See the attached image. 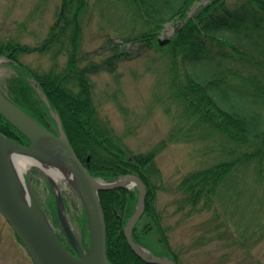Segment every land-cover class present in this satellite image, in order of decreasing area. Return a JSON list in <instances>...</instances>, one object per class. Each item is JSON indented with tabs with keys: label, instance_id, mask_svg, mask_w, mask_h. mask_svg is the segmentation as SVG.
Wrapping results in <instances>:
<instances>
[{
	"label": "trees",
	"instance_id": "obj_1",
	"mask_svg": "<svg viewBox=\"0 0 264 264\" xmlns=\"http://www.w3.org/2000/svg\"><path fill=\"white\" fill-rule=\"evenodd\" d=\"M116 1L132 27L101 64L92 63L89 54L78 50L81 17L89 0H61L42 46L28 49L0 43V55L10 58L17 70V78L10 83V100L40 124L54 125L48 109L36 99L31 87L34 82L58 115L70 146L91 176L113 180L136 174L144 182L145 211L132 233L133 240L143 244L140 225L158 226L160 221V214L152 207L158 189L155 182L160 179L156 151L133 154L116 146L96 120L91 75L102 65L111 71L114 60L127 56V45L163 52L170 59L167 100L177 121L171 139L187 144L210 140L212 150L217 152L210 165L181 180V209L187 207L192 212L198 205L231 202L243 192L238 187L241 184L247 187L249 180L264 189V0H209L191 16L188 15L191 8L203 0ZM170 23L175 31L169 42L160 46V32ZM214 46L231 49L233 54L227 57L231 65L206 75L204 64L217 54ZM33 51L49 55L52 62L49 71L34 72L20 62L19 55ZM62 53L66 54L65 62L59 66ZM165 112H170L168 107ZM0 133L28 145L1 117ZM99 198L106 224L109 263L147 264L130 250L123 233L134 212L137 193L118 189L101 192ZM257 212L262 223L254 226L262 231L264 198L259 201ZM158 231L164 237L165 231L160 226ZM162 241L167 246V240ZM168 256L178 264L177 255L170 249Z\"/></svg>",
	"mask_w": 264,
	"mask_h": 264
},
{
	"label": "rangeland",
	"instance_id": "obj_2",
	"mask_svg": "<svg viewBox=\"0 0 264 264\" xmlns=\"http://www.w3.org/2000/svg\"><path fill=\"white\" fill-rule=\"evenodd\" d=\"M60 2L0 0V43L28 49L42 46L55 22ZM200 5L197 3L191 8L190 16ZM85 12L81 17L78 50L81 54H89L92 63L101 64L116 49V43L125 38L132 25L116 0H89ZM174 29L171 23L166 24L158 40H170ZM126 48L127 56L114 60L111 71L102 65L91 75L94 84L92 101L97 122L117 147L133 154L156 151L155 163L160 179L155 182L158 189L154 193L152 207L160 214V221L158 226L154 223L140 225L139 236L143 244L138 245L161 257L168 256L170 249L177 255L178 264H264V230L257 231L254 226L257 222L262 223L257 212L259 201L264 198L261 185L250 184V180L247 187L241 184L238 188H243V192L238 198L223 205L219 202L209 206L198 205L192 212L187 207L180 208L181 180L210 165L217 152L212 150L210 140L187 144L171 139L170 133L177 122L175 110L167 100L171 61L163 52L146 51L131 45ZM213 51L217 52L215 58L204 64L206 75L231 65L227 57L233 53L229 47L214 46ZM65 56L62 53L59 66L64 65ZM18 59L27 69L38 73L49 71L52 66L49 55L34 51L21 54ZM10 61L7 56L0 55V92L6 97L10 94V83L17 78L16 66ZM31 87L36 99L44 104V95L39 87L35 83H31ZM166 107L169 113L165 112ZM49 124L55 127L53 131L58 132L57 125ZM126 175L132 174L123 176ZM23 178L55 233L74 251L59 221L53 185L34 168L23 173ZM97 178L103 182L112 181ZM63 195L66 217L73 233L77 239L83 237L87 243L83 205L75 195L67 191ZM225 205L228 206L226 209ZM255 217L258 219L254 220ZM159 226L165 231L164 237L159 234ZM161 239L167 240V246ZM0 264H32L1 216Z\"/></svg>",
	"mask_w": 264,
	"mask_h": 264
},
{
	"label": "water",
	"instance_id": "obj_3",
	"mask_svg": "<svg viewBox=\"0 0 264 264\" xmlns=\"http://www.w3.org/2000/svg\"><path fill=\"white\" fill-rule=\"evenodd\" d=\"M207 1L204 0L203 4ZM168 42L169 39H166L159 42V45L163 46ZM43 101L49 107L45 97ZM0 117L29 142V146H23L0 133V215L10 226L33 264H109L106 248V224L99 193L120 188L130 189L117 183L121 179L127 180L138 193L135 212L126 223L123 231L127 246L147 264H175L169 257H157L148 253L135 244L132 239V231L144 213L147 194L146 186L138 176H121L110 182H103L92 177L70 146L58 116H54L58 129L57 134H54L26 114L1 92ZM42 138L60 150L82 197L88 230V244L86 245L84 238L81 237L77 239L80 248H76L62 225L60 212V204L62 203L55 191L59 221L75 254L70 253L61 244L38 200L26 185L24 178L20 176L21 174L16 171L15 163L12 160L11 154L14 152L32 157L44 156L38 149L39 141ZM98 183L99 185H97ZM75 238L77 237L75 236ZM140 250L146 253L143 255Z\"/></svg>",
	"mask_w": 264,
	"mask_h": 264
},
{
	"label": "bare ground",
	"instance_id": "obj_4",
	"mask_svg": "<svg viewBox=\"0 0 264 264\" xmlns=\"http://www.w3.org/2000/svg\"><path fill=\"white\" fill-rule=\"evenodd\" d=\"M38 149L44 154V156L32 157L19 152L12 153L11 156L15 163L16 171L21 174L20 176L23 178V173H26L30 169L34 168L42 173L50 181L56 191L57 196L61 199L62 204H60V212L62 225L65 231L69 234L73 245L76 248H80L77 238H75L73 234L70 222L66 217L67 213L63 200V194H65L67 191L70 194L75 195L77 200H79L82 205V197L78 191L76 182L73 180V177L66 166V162L60 150L55 148L48 140L43 138L39 141ZM117 183L132 189L130 183L125 179L118 180ZM97 185H99V183ZM140 252L143 255L146 253L143 250H140Z\"/></svg>",
	"mask_w": 264,
	"mask_h": 264
},
{
	"label": "flooded vegetation",
	"instance_id": "obj_5",
	"mask_svg": "<svg viewBox=\"0 0 264 264\" xmlns=\"http://www.w3.org/2000/svg\"><path fill=\"white\" fill-rule=\"evenodd\" d=\"M46 127L48 128V129H50V130H53V126H51L50 124H48V125H46ZM67 246V245H66Z\"/></svg>",
	"mask_w": 264,
	"mask_h": 264
}]
</instances>
